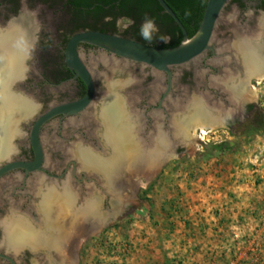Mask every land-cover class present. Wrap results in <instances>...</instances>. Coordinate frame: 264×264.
I'll return each mask as SVG.
<instances>
[{"label": "flooded vegetation", "instance_id": "1", "mask_svg": "<svg viewBox=\"0 0 264 264\" xmlns=\"http://www.w3.org/2000/svg\"><path fill=\"white\" fill-rule=\"evenodd\" d=\"M231 2L236 5L237 12L232 16L231 21L226 13L230 3L225 8L223 20L217 27L221 42L219 51L215 53L213 50H209L196 62L172 67V95L165 99L166 102L163 103V107L171 113L175 109V101L178 98L186 97L187 93L189 94L194 90L201 91L206 99L214 105L224 110H231V115L226 121L221 123L220 119L216 125L223 124L232 133H236L237 129L250 118V108L253 104L246 102L242 107L239 106L236 100L231 99L229 88L224 84L229 71H239L245 68L242 56L236 53L230 44L234 40L238 43L242 41L264 44V0H231ZM5 6L9 8L8 11L10 12L8 13L11 17L22 10V7L19 8L20 10L18 9L19 12L14 10L16 8L15 3H8ZM118 21H127L129 24H122L118 27ZM132 23L133 21L126 17H119L117 19L118 31L114 34L123 36V31L129 28ZM61 36L60 47L63 50L62 53L65 54V35ZM124 37L134 39L130 34ZM148 44L153 45L149 41ZM157 44L161 46L162 41ZM79 51L94 75L99 94L106 90L109 76L113 74L125 75L128 70H133L132 76H142V80L133 78V82L124 90L125 95L123 96L127 100L126 106L132 112V119L138 124L135 127L137 126L136 129L146 133L147 136L153 129L158 131V128L165 135L169 134L172 125L167 114L163 112L162 115H154L150 112L152 108L158 107L159 100L169 87L167 72H164L161 77L155 73L152 67L142 63L131 65L120 63L118 62L120 57L110 59L111 54L109 52L94 45L82 44ZM64 61L65 68L60 60L59 63H52L51 69L46 70V73L41 75V79L37 83L46 88L52 86L62 90L56 97L47 91V94L44 95L45 105L40 113L46 112L56 104L81 99L86 93L85 83L67 66L65 58ZM112 68L116 69L115 73H113ZM159 91H161L160 94ZM144 109L148 110L147 116H144L141 111ZM34 123L35 120L27 125L26 136L28 137L19 142L21 152L14 157L12 156L13 161L34 160V151L29 141V134ZM105 130L104 121L96 118L91 111L84 115H58L48 121L41 130V139L47 156L43 163L46 171L27 173L25 168H16L0 177V264H80L81 262V244L83 241L79 244L78 253L75 254L71 247L73 234L65 229H70L73 226H71L72 222L77 219L79 222L81 218L76 219L74 215H67L64 219H60L54 217L53 213L50 214V217H45L46 215L39 205L40 194L46 192L53 185L49 186L48 181H45L42 175L59 176L64 173L63 179L57 182V188L62 192L67 184L70 192L78 200L77 208L84 206L88 200L99 197L101 199L100 210L104 212L106 222L108 221L101 231L107 230L113 224L110 216L112 204L110 197H106V186L98 180L92 171L80 169L78 163L75 165V162L78 161L72 157V150L76 148L75 145L79 141H83L84 145L100 150L108 147L107 138L104 136ZM134 139L137 141L136 138ZM184 145L182 143L177 145V151L181 149L178 153L183 152ZM46 177L48 178V175ZM64 180L66 182L63 183ZM130 210V206L124 207L115 221L124 218ZM18 217L27 220L29 228L31 231L33 230L31 233L35 234L36 243L28 241L24 244L13 245L3 243L5 238L4 222ZM56 224L57 226H55Z\"/></svg>", "mask_w": 264, "mask_h": 264}, {"label": "water", "instance_id": "2", "mask_svg": "<svg viewBox=\"0 0 264 264\" xmlns=\"http://www.w3.org/2000/svg\"><path fill=\"white\" fill-rule=\"evenodd\" d=\"M164 11L167 12L179 25L184 33L183 41L175 47L163 48L153 45H149L140 42L135 39L124 37L119 34L107 33L100 30H84L72 35L65 48V60L67 66L75 72L77 77H80L86 85L85 95L78 100L56 104L49 108L46 112L40 113L39 105L35 104L32 100L17 92L16 88L20 86V80L23 79V71L26 60L30 54L31 47L34 42L35 27L32 29L23 28L22 39L25 41L20 48L22 52L19 53V67L18 73L12 75L6 85L3 84V90L0 93L2 103L13 110L7 129L10 124H13L18 130L14 137L9 138V130L7 134H3V140L6 143V149H3V157L0 159V177L5 173L16 169L25 168L27 173L29 172H45L43 163L47 156L45 148L41 139V130L43 126L50 120L54 119L58 115H84L87 112H93L94 116L99 119H104L103 115L106 113H117L120 115L122 111L131 116V110L126 106V99L124 90L133 81V78L126 80H118L115 75L109 76V80L106 85V90L99 94V90L95 83V78L87 64L85 63L79 49L82 44L94 45L102 48L106 52H109L110 59L120 57L118 62L126 65L133 63H142L150 66L154 69L156 74L163 76L164 72L169 75V87L163 93V97L159 100L158 107L151 109V114L162 115L163 112L167 114V118H170L172 127L169 130V134H166L169 140V146H159L157 136L159 135L156 129H153L150 135L142 133L140 130L131 132L132 137L136 138V144L139 145V154L141 159L132 160L129 163V167H126L129 158H124V147H120V141L110 140L107 136V130L104 132V136L107 138L108 147L100 150L89 145H84L83 141H79L75 149L72 150V157L76 159L80 169L86 171H92L98 180L106 186V197H110L112 209L111 218L114 222L117 216L121 213L124 207L131 205L133 201L138 200V192L140 187L145 182L151 181L167 164V162L179 155L177 151V145L179 143L187 144L190 141V135L187 130L180 131L177 126L174 129L173 120L177 125L183 121L190 122L197 117L198 113L202 109H206L211 114L221 115V120L226 119L231 115V110L221 109L206 99L204 93L198 90H194L191 93H187L186 97L178 98L175 101V109L173 112H168L163 103L165 99L172 95L171 85L173 82L172 67L183 66L190 62H196L204 54L213 50L215 53L219 51L220 41L217 31L218 24L223 20L225 8L231 2V0H208L205 8L203 20L195 35L189 36L187 29L176 15L173 9L165 0H158ZM28 14H21L17 17H13L5 28L0 27V37L4 40L10 35L15 34L19 27L22 28L24 18ZM232 21V17H229ZM21 25V26H20ZM20 34V33H19ZM256 43V42H255ZM255 44L252 42H237L234 40L230 47L233 48L236 53L242 56ZM245 68L239 71H229L227 79L224 84L229 88V96L238 102L239 106H243L246 103V99L242 96L240 99L233 94L232 82L235 80L246 79ZM260 78V79H259ZM248 83H251L253 79L264 80V74L262 76L250 75L247 77ZM247 83V84H248ZM161 91H159V94ZM144 116H147L148 110H141ZM35 120V123L31 127L29 141L34 151L35 158L33 161H13L12 153L15 152V146L13 144L16 136H22V126H26V123H30ZM105 128L107 126L104 123ZM217 126V125H216ZM218 126H223L218 125ZM26 134V133H25ZM27 135V134H26ZM147 138V139H146ZM150 140H149V139ZM111 145V146H109ZM80 149L87 152L96 164H91L90 161L81 154ZM9 153H6V152ZM6 153V155H4ZM126 157V156H125ZM48 175V178L46 177ZM42 175L45 181H48L49 186L52 184L56 191H59L58 181L63 179L64 173L59 176H53L47 174ZM66 180L63 181V183ZM48 186V187H49ZM52 187V186H51ZM40 207L43 204L44 192L40 194ZM73 195V194H72ZM74 201L72 205L74 207V217H79L81 220L78 222L74 220L71 224L69 232L73 234L71 243L72 251L75 254L78 253L79 244L82 241L87 240L91 236L98 234L104 224H106V217L104 212L100 210L101 204L99 197L88 200L84 206L76 207L77 198L73 195ZM77 221V222H76ZM70 227V226H69ZM1 233V232H0Z\"/></svg>", "mask_w": 264, "mask_h": 264}, {"label": "rangeland", "instance_id": "3", "mask_svg": "<svg viewBox=\"0 0 264 264\" xmlns=\"http://www.w3.org/2000/svg\"><path fill=\"white\" fill-rule=\"evenodd\" d=\"M19 3V8L22 7V10L13 16L28 14L33 19L35 35L25 63L23 79L20 80V86L16 90L39 105V111H42L45 105L44 95L47 94V91L54 97L62 92L61 89L52 86L46 88L37 83L40 81L41 75L45 74L46 70H50L51 64L57 62L61 56V35L65 32L63 25L66 23V18L60 6L51 0H20ZM8 9L4 4H0L1 28H5L13 18L9 15ZM226 11L227 15L232 17L237 12L236 5L230 2ZM122 24L127 25L129 22L123 21L120 26ZM112 70L113 73L116 72V69L112 68ZM132 73L133 70H128L127 74L115 75V78L118 80L128 78L142 80V76H132ZM251 88L255 90V96L250 93H245L242 96L246 102L257 106L258 111L262 112L264 116V80L253 79ZM251 119H254L252 114L247 121ZM255 119H258L259 126H262L261 120ZM27 125L28 123L26 126H22V136L14 138L13 144L16 150L12 153L13 157L21 152L19 142L28 137L26 136ZM192 133L190 130L191 139L184 145L183 152L179 153L177 157L171 158L151 181L145 182L141 186L139 199L129 205L131 210L124 218L113 222L107 230L83 241L80 264H130L128 258L157 257L156 249L160 250V256H164L162 258H169L167 251H170V248L163 246L156 248L155 243L151 244V237L156 236V233L153 235L151 233L155 229L154 213L156 210L164 209V207L181 210L182 207L179 206V203L173 202L171 198L181 196L183 191L187 190L198 192L197 180L207 174V161L210 159L234 152L236 161L243 160L242 158L251 154H254L253 157L256 155L259 156V159H264V129L262 127L259 129V135L247 133L245 126L238 128L236 133H232L224 126H215L203 138L200 136V132L196 135H192ZM226 140L235 143V151L207 160L198 158V154L204 150L206 144ZM249 164L254 166V163H250V161ZM259 164H261L260 161L255 166ZM258 178V181L256 180L253 184V189L256 190L259 198L255 197L246 212L242 211L243 214L228 220L234 226L226 233V238L229 241L221 247L214 248V254L210 255L211 257L200 258L199 261L197 259L194 263L264 264V178ZM192 231L191 233H194ZM191 249L197 251L198 247L192 246ZM154 251L155 255H152ZM209 252L212 251L209 250ZM174 254L181 255L179 251ZM174 258H180V256Z\"/></svg>", "mask_w": 264, "mask_h": 264}, {"label": "crops", "instance_id": "4", "mask_svg": "<svg viewBox=\"0 0 264 264\" xmlns=\"http://www.w3.org/2000/svg\"><path fill=\"white\" fill-rule=\"evenodd\" d=\"M234 156L235 152L207 161V174L197 180L198 192L187 190L171 198L181 210L164 207L154 213L155 229L151 233L156 236L151 237V244L170 248L169 258H162L156 249L157 257L128 258L130 264H196L194 261L211 257L214 248L229 241L226 233L234 227L229 218L243 214L255 197L259 198L253 184L258 177L264 178V159L251 154L236 161ZM258 161L261 164L255 166ZM192 246L198 247L197 251H192ZM178 251L182 257L174 254ZM177 256L180 258H174Z\"/></svg>", "mask_w": 264, "mask_h": 264}, {"label": "bare ground", "instance_id": "5", "mask_svg": "<svg viewBox=\"0 0 264 264\" xmlns=\"http://www.w3.org/2000/svg\"><path fill=\"white\" fill-rule=\"evenodd\" d=\"M32 26L34 27L33 19L30 16H27L24 18L22 28L19 27V24L15 26V28H18L17 31H14L15 34L12 36L10 35V37H7L5 40L4 38L0 37V93L3 90V84L6 85L5 83L9 81L10 77L20 71L19 67H21V64L19 63L18 56L19 53L22 52L20 45L25 42L22 39L23 37L21 33L23 34V31L26 29H32ZM243 62L247 77L250 75H256L259 77L262 76L264 74V44L257 43L250 47V49H248V51L243 54ZM116 63L119 64L118 62ZM247 77L246 79L235 80L231 84L233 94L239 99L244 93H250L255 96L256 92H254L255 90L251 88V83H248L249 79L247 80ZM12 114L13 110L9 107H6V105L2 103L0 97V159L3 157V149H6L7 146L3 140V134H7V131L9 130V138L11 136L14 137L18 130L15 126H13V124H10L9 129H7L8 122ZM221 117L222 116L219 114H211L206 109H202L199 111L197 117H195L193 121H183L181 124L177 125L176 121L173 120L172 124L174 125V129L178 126L180 131H184V129L187 130L189 135H191L190 130L193 132L192 135H196L200 132L201 137L203 138L204 135L208 133V131H211L216 126V122H218ZM103 118V121L107 126L106 130L108 133V138L110 140L120 141V147L125 148V151H123V153L126 154L124 155V158H129L126 159V161L128 160L126 167H129V163H131L130 161L141 159V153L139 154L138 152L139 145L136 144V140L131 134L132 130L136 131L135 128L137 126L135 127V125H138L132 119L133 117L122 111L120 115L114 112L108 114L106 113V115H103ZM157 141L161 147H168L170 145L167 135H165L162 131H159ZM80 152L83 154V156L85 155L91 164H96L95 159L92 160V157L87 152L82 149H80ZM6 153L9 152L7 151ZM6 153H4V155H6ZM73 201L74 197L68 189L67 184L62 192L56 191L52 186L49 187L46 192H44L43 204L40 208L46 215L45 217H50V214L53 213L54 217L64 219L67 215L72 216L75 214L76 210L72 205ZM55 226H57V224ZM4 229L5 238L3 243L6 245H13L17 243L24 244L26 241L30 243H36L35 234L31 233L33 230L31 231L25 218L18 217L6 220L4 222Z\"/></svg>", "mask_w": 264, "mask_h": 264}, {"label": "trees", "instance_id": "6", "mask_svg": "<svg viewBox=\"0 0 264 264\" xmlns=\"http://www.w3.org/2000/svg\"><path fill=\"white\" fill-rule=\"evenodd\" d=\"M60 6L66 23L64 47L70 37L84 30H100L107 33H117V19L121 16L133 21L129 28L123 31V36L129 34L140 42L148 44L141 36V26L146 20L156 24L158 31L152 33L151 44L157 47L170 48L178 46L184 39V33L177 22L164 11L158 0H51ZM180 18L190 37L195 35L203 20L208 0H165ZM20 0H0V4L15 3L18 11ZM110 18V19H106ZM163 38V39H162ZM162 45L158 46V42ZM59 60L65 68V54L62 53ZM59 60L56 63H59ZM251 114L254 119L247 121L245 126L247 133L260 134L259 129H264V116L258 111V107L251 106ZM261 120V125L258 121ZM236 150L233 141H222L206 144L204 150L198 154V158L207 160L215 156H221L227 152Z\"/></svg>", "mask_w": 264, "mask_h": 264}, {"label": "clouds", "instance_id": "7", "mask_svg": "<svg viewBox=\"0 0 264 264\" xmlns=\"http://www.w3.org/2000/svg\"><path fill=\"white\" fill-rule=\"evenodd\" d=\"M106 19H110V18H106ZM120 21H118V27L120 26ZM158 31V29L156 28L155 24L153 21L151 20H146L142 26H141V36L143 39L151 42L152 40V33ZM163 39V38H162Z\"/></svg>", "mask_w": 264, "mask_h": 264}, {"label": "built area", "instance_id": "8", "mask_svg": "<svg viewBox=\"0 0 264 264\" xmlns=\"http://www.w3.org/2000/svg\"><path fill=\"white\" fill-rule=\"evenodd\" d=\"M201 136V135H200Z\"/></svg>", "mask_w": 264, "mask_h": 264}]
</instances>
